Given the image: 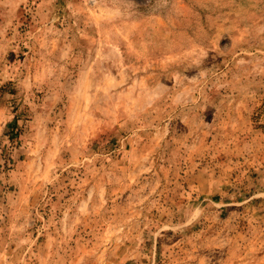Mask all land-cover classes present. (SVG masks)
<instances>
[{"label": "rangeland", "instance_id": "374dc122", "mask_svg": "<svg viewBox=\"0 0 264 264\" xmlns=\"http://www.w3.org/2000/svg\"><path fill=\"white\" fill-rule=\"evenodd\" d=\"M0 264H264V0H0Z\"/></svg>", "mask_w": 264, "mask_h": 264}]
</instances>
